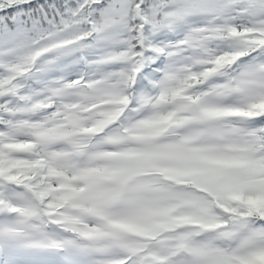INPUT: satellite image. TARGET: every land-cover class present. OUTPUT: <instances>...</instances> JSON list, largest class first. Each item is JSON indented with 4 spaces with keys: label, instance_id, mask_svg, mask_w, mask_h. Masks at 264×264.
<instances>
[{
    "label": "snow or ice",
    "instance_id": "snow-or-ice-1",
    "mask_svg": "<svg viewBox=\"0 0 264 264\" xmlns=\"http://www.w3.org/2000/svg\"><path fill=\"white\" fill-rule=\"evenodd\" d=\"M0 264H264V0H0Z\"/></svg>",
    "mask_w": 264,
    "mask_h": 264
}]
</instances>
